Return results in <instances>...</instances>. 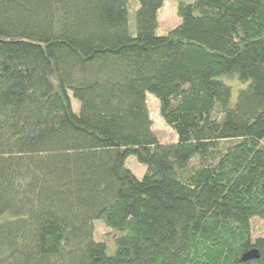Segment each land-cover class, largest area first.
Wrapping results in <instances>:
<instances>
[{"label": "trees", "instance_id": "1", "mask_svg": "<svg viewBox=\"0 0 264 264\" xmlns=\"http://www.w3.org/2000/svg\"><path fill=\"white\" fill-rule=\"evenodd\" d=\"M163 1L0 0V264H264V0Z\"/></svg>", "mask_w": 264, "mask_h": 264}, {"label": "rangeland", "instance_id": "2", "mask_svg": "<svg viewBox=\"0 0 264 264\" xmlns=\"http://www.w3.org/2000/svg\"><path fill=\"white\" fill-rule=\"evenodd\" d=\"M194 0H164L160 9L157 12V28L158 33H165L180 21V16L177 13L180 2L191 3ZM138 6L137 0H128V27L130 32H134V9ZM234 88L233 98L236 97L237 89L241 86L237 80H227ZM146 102L150 118L152 120V129L158 139L163 143H173L177 141L176 133L164 122L159 112V102L155 95L150 92L146 93ZM72 108L75 112L79 110V103L71 97ZM125 165L132 170V172L141 178L146 170V166L140 163L134 156H128L125 160ZM251 229L254 236L264 235V220L254 218L251 220ZM116 231L109 230L100 221H94V238L96 240H104L110 249L114 246V237ZM113 251V250H112ZM111 251V252H112Z\"/></svg>", "mask_w": 264, "mask_h": 264}, {"label": "water", "instance_id": "3", "mask_svg": "<svg viewBox=\"0 0 264 264\" xmlns=\"http://www.w3.org/2000/svg\"><path fill=\"white\" fill-rule=\"evenodd\" d=\"M258 256V251L256 249H251L250 251L246 252L242 258L243 260H248L257 258Z\"/></svg>", "mask_w": 264, "mask_h": 264}]
</instances>
